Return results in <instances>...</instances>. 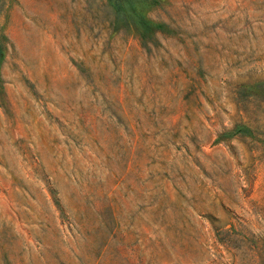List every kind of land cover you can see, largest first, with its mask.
<instances>
[{"label": "rangeland", "instance_id": "obj_1", "mask_svg": "<svg viewBox=\"0 0 264 264\" xmlns=\"http://www.w3.org/2000/svg\"><path fill=\"white\" fill-rule=\"evenodd\" d=\"M118 1L0 0V264H264V0Z\"/></svg>", "mask_w": 264, "mask_h": 264}, {"label": "trees", "instance_id": "obj_2", "mask_svg": "<svg viewBox=\"0 0 264 264\" xmlns=\"http://www.w3.org/2000/svg\"><path fill=\"white\" fill-rule=\"evenodd\" d=\"M111 4L114 6V8L122 12L124 15L134 16L135 18H131L132 21L127 22L128 26H132L137 33L142 37H149L151 36L156 28H159V24H154L144 18L142 15H140L134 8L132 4H129L127 7L123 6L120 1L118 0H110ZM243 127H241L240 130H242Z\"/></svg>", "mask_w": 264, "mask_h": 264}]
</instances>
